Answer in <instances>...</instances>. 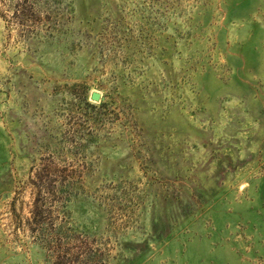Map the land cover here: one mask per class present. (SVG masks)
<instances>
[{
	"label": "rangeland",
	"instance_id": "rangeland-1",
	"mask_svg": "<svg viewBox=\"0 0 264 264\" xmlns=\"http://www.w3.org/2000/svg\"><path fill=\"white\" fill-rule=\"evenodd\" d=\"M0 264H264V0H0Z\"/></svg>",
	"mask_w": 264,
	"mask_h": 264
},
{
	"label": "water",
	"instance_id": "water-1",
	"mask_svg": "<svg viewBox=\"0 0 264 264\" xmlns=\"http://www.w3.org/2000/svg\"><path fill=\"white\" fill-rule=\"evenodd\" d=\"M91 99H92V100H96V101L101 100V99H102L101 93L98 92V91H94V92H92V94H91Z\"/></svg>",
	"mask_w": 264,
	"mask_h": 264
}]
</instances>
